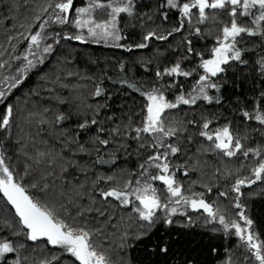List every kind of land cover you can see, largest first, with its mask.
Wrapping results in <instances>:
<instances>
[{
    "label": "trees",
    "instance_id": "trees-1",
    "mask_svg": "<svg viewBox=\"0 0 264 264\" xmlns=\"http://www.w3.org/2000/svg\"><path fill=\"white\" fill-rule=\"evenodd\" d=\"M44 2L45 0H0V64L4 65L0 67V89L7 88V82H3L4 77L15 78L19 75L17 69L22 62L15 57L22 56L27 47L20 36L24 31L20 24L31 20L34 10H38V6ZM163 2L164 0H136V17L125 16L121 20L120 28L126 39L120 43L125 46L135 45L141 42L142 35L148 30L156 29L159 33L166 34L174 27H179L175 11L159 8ZM85 3L86 0H74L75 7ZM166 11L168 20L163 22L161 12ZM144 13L151 15L153 20L148 21ZM209 14L212 15L211 12ZM216 15L219 17L218 22L214 23L209 19L206 24L197 25V14L192 19L191 27L185 21L180 32L174 33L167 41L153 39L145 49L133 47L131 51H126L124 47L106 46L103 42L89 41L82 44L62 39L59 45H54L53 53L46 56L44 63L29 71L22 83L12 89L5 101L0 103V117L9 104L14 109L10 129L7 132L0 130V152L4 153L6 163L16 173L17 179L24 174L25 166L31 165V175L25 178L26 187L30 182L38 181L40 185L47 183L44 198L67 205V210L72 216H76V223L90 227L96 233L94 242L107 252L112 264H220L229 254L233 264H255L254 260H246L250 254L243 246L238 247L239 241L234 235L226 238L222 230H215L220 227L218 224L214 228L212 223L207 222L205 214L188 210L186 216L173 217L174 223L171 226L157 223L141 240H132L130 237L131 246L121 249L120 238L125 229L129 233L138 231V224L130 217V208L102 203L99 196L100 190L111 184L98 180V177L119 176L125 169L138 172L139 164L153 154L151 138L142 141L128 138L125 126L130 119L133 128L140 125L139 113L143 98L121 81L127 80L147 90L156 84L157 67L163 70L180 60L186 70L196 68L199 64L198 56L189 55V59H183L187 42L191 40L194 52L202 53L207 58L222 23H229L226 13ZM241 21L246 22L243 19ZM196 26L201 28L200 35L195 34ZM248 26H251L250 23ZM56 30L60 31V28L57 26ZM74 32L73 29L72 33ZM238 46L251 49L243 57L248 63L230 62L232 66L214 78L221 84V88L219 92L210 89L209 95L219 96L220 103L213 100L209 104L198 100L196 105H183L181 109L171 110L169 117L185 124L187 121L196 122L187 125L188 131L180 139L173 137L169 141L180 148L177 156L170 157L173 166L181 165L188 169L187 176L184 175V167L177 172V177L185 188V195H190L191 192L204 193L207 202H216L221 208L228 209L229 219L235 218V193L230 192L235 177L226 179V173L228 170L234 172L243 163L248 166L244 167L242 175H250L253 158L251 155L247 160L243 157L228 158L206 150L209 142L200 137L198 132L204 119H209L212 121L210 131L230 124L234 134L246 137V147L264 146V126L254 120L246 121L241 116V110L252 111L255 99L264 92V79L260 77L255 64L259 56L264 54V42L258 37L245 35ZM121 64L124 65V71L120 70ZM196 79L198 74L194 73L187 79L178 78V82L187 92ZM169 82L170 78L163 81ZM97 85L102 89L99 97L94 95ZM178 91L179 89H175L168 92V98L174 100ZM60 114L67 118L57 122L56 118ZM94 115L98 123L91 125ZM86 120L90 127L79 128ZM117 126L121 127L123 135L116 136L108 146L95 142L97 135L101 139H109L111 130ZM101 127L104 129L102 133L98 132ZM141 143L145 144L143 149L139 148ZM38 152L49 153L55 157V161L45 158L37 165L29 157H36ZM99 157H103L106 162L97 163ZM42 177H46V180ZM208 187L212 188L210 193L207 191ZM221 191L228 192V197L219 196ZM29 192L44 195L39 192V188L29 187ZM242 192L245 211L254 220V229L260 234L261 240H264V184L257 182L250 188L242 189ZM69 199L73 201L71 204ZM81 209L85 210L83 217L77 215ZM188 215L192 217L193 223L190 227H182L181 225L187 224ZM5 219L15 221L18 218L14 217V210L0 194V238L17 239L4 227ZM19 239L25 244V248L21 250V258L27 257L25 264H41V261L68 264L69 259H74L66 254L62 255L59 248L47 244L45 240L32 242L23 237ZM165 241L169 245L167 254L161 253L157 247L163 246ZM14 258V254H9V259Z\"/></svg>",
    "mask_w": 264,
    "mask_h": 264
},
{
    "label": "snow or ice",
    "instance_id": "snow-or-ice-1",
    "mask_svg": "<svg viewBox=\"0 0 264 264\" xmlns=\"http://www.w3.org/2000/svg\"><path fill=\"white\" fill-rule=\"evenodd\" d=\"M137 7L136 0H86V3L79 7H75L74 0H45L42 5L38 6V10H34L31 20L26 18L27 22L20 24V28L24 29L20 36L23 37L22 42H26L27 47L22 56L15 57L22 62L21 67L17 69L19 75L15 78L4 77L3 82H7V88L0 89V103L5 101L12 89L22 83L29 71L36 68L38 64L44 63L46 56L53 53L54 45H59L62 39L75 40L82 44L89 41L103 42L106 46L124 47L126 51H131L133 47L145 49L149 47L153 39L167 41L174 33L180 32L185 26V21L191 27L192 19L197 14V25H203L209 19H212L214 23L218 22L219 17L216 14L226 13L229 23L221 21L222 27L216 35L215 44L211 47L207 58L202 53H195L191 40H188L186 55L183 59H189V55L198 56L199 64L196 68L186 70L180 60L171 66L164 67L163 70L157 67L156 84L147 90L127 80L121 81L143 98L139 113L140 125L133 128L130 119L128 125L125 126L128 130V138L136 141L151 138L150 147L153 149V154L139 164L138 172L125 169L119 176L98 177V180L111 184L106 189H101L99 196L102 198V203H114L117 207L130 208V217L134 218L138 224V231L129 233L125 229L120 238L121 249L131 246L130 237L132 240H141L146 237L157 223H163L166 227L171 226L174 223L173 217L186 216L187 209H191L193 213L202 210V213L206 214L205 219L208 223H212L214 228L216 224L220 226L215 229L216 231L222 230L226 238L234 235L238 239V247L243 246L250 254L246 260H254L255 264H264V240H261L260 234L255 231V222L247 215L246 206L241 199L242 189L250 188L257 182L264 184V146L246 147L244 144L246 137L241 138L234 134L230 124L210 131L212 121L204 119L203 124L199 126V136L209 142L206 150L228 158L243 157L245 160L251 155L254 161L250 166V175H242L244 167L248 166L243 163L234 172L228 170L226 173V179L235 177L230 186V192L235 193L233 197L235 218L229 219L228 209L221 208L216 202H207L204 193L191 192L190 195H185L183 185L177 180V172L184 167V175L187 176L188 169L186 166H173L170 157L177 156L180 148L169 142L173 137L180 139L181 135L188 131L187 125L196 123L187 121L185 124L183 121L169 118L171 110L178 109L181 105H196L198 100L209 104L215 100L219 104V96L209 95L210 89L219 92L221 88V84L217 83L214 78L225 73L227 68L232 66L230 62L248 63L243 57L251 49L240 48L238 46L240 40L246 35L247 37H258L264 42V0H164L159 8L175 11L178 14L179 27H174L166 34H161L156 29L148 30L142 35L141 42L125 46L120 43L126 39L122 34L120 23L125 16L135 18ZM143 15L148 21L153 20L148 13ZM161 16L163 22L168 20L167 11L161 12ZM242 19L246 22L242 23ZM249 23L251 26H248ZM57 26L60 31L56 30ZM141 27L143 28L144 24ZM200 33L201 28L196 26L195 34L200 35ZM49 40L52 42L48 43ZM255 64L260 77L264 79V54L259 56ZM3 66L0 64V67ZM120 70L124 71L123 64L120 65ZM194 73L198 74V79L195 80L191 90L185 92L178 78L187 79ZM165 78H170L171 82L163 83ZM175 89H179L178 94H175L174 100H170L167 93ZM94 95L96 97L102 95L99 85L96 86ZM60 102L63 103V100ZM13 113V106L9 104L0 117V130L7 132L10 129ZM241 116L246 121L254 120L264 126V92H261L259 98L255 99L252 111L241 110ZM66 118L60 114L56 120L59 122ZM97 123L94 115L91 125ZM88 127L90 125L87 120L79 125L81 129ZM98 132L102 133L104 129L101 127ZM121 135H123L121 127L117 126L111 130L109 139H101L97 135L95 142L108 146L116 136ZM189 139H191L190 136ZM121 147L126 146L121 145ZM144 147V143L139 145L140 149ZM81 151L84 149L81 148ZM29 158L37 165L45 158L55 161V157L46 152H38L36 157ZM96 162L105 163L106 161L103 157H99ZM30 168L31 165H26L24 174L18 180L16 173L6 163L4 153L0 152V194L6 204L14 210V217L18 218L15 221L5 219L3 222L4 227L9 229L11 235L17 239L0 238V264H25L27 257L21 258V250L25 248V244L20 241V237L32 242L42 238L46 239L47 244L59 248L62 255L66 254L74 258L69 259L68 264H77V262L78 264H112L107 252L94 242L96 233L90 227L76 223V216H72L67 210V205L44 198L48 188L47 183L40 185L38 181L30 182L26 187L25 178L30 177ZM42 178L46 180V177ZM155 182L163 185V195ZM29 187L39 188V192L44 195L29 192ZM207 191L210 193L212 188L208 187ZM228 195V192H219L221 197H228ZM72 202L69 199V204ZM84 211L79 210L77 215L83 217ZM66 217L72 222H69ZM187 221V224L181 226L190 227L192 225L193 220L190 215L187 216ZM157 247L161 253L167 254L169 251L166 241L163 246L158 245ZM9 254H14L15 258L9 259ZM54 259L58 260L59 257H54ZM41 264H51V262L41 261ZM220 264H233L231 254Z\"/></svg>",
    "mask_w": 264,
    "mask_h": 264
},
{
    "label": "flooded vegetation",
    "instance_id": "flooded-vegetation-1",
    "mask_svg": "<svg viewBox=\"0 0 264 264\" xmlns=\"http://www.w3.org/2000/svg\"><path fill=\"white\" fill-rule=\"evenodd\" d=\"M243 20H245V19H243ZM242 22V21H241ZM180 78H182V77H180ZM183 107V105H181L180 107H179V109H181ZM178 110V109H177ZM177 180L181 183V179H179L178 177H177ZM155 185L159 188V189H161V192H162V195L164 194L163 193V185L162 184H160V182H155ZM185 188L183 187V190H184ZM185 193V192H184ZM188 211H190L191 212V209H187ZM199 213V212H198ZM206 215V214H205Z\"/></svg>",
    "mask_w": 264,
    "mask_h": 264
},
{
    "label": "water",
    "instance_id": "water-1",
    "mask_svg": "<svg viewBox=\"0 0 264 264\" xmlns=\"http://www.w3.org/2000/svg\"><path fill=\"white\" fill-rule=\"evenodd\" d=\"M201 211H202V210H201ZM42 240H46V239L42 238Z\"/></svg>",
    "mask_w": 264,
    "mask_h": 264
},
{
    "label": "bare ground",
    "instance_id": "bare-ground-1",
    "mask_svg": "<svg viewBox=\"0 0 264 264\" xmlns=\"http://www.w3.org/2000/svg\"><path fill=\"white\" fill-rule=\"evenodd\" d=\"M200 212H202V211H200ZM42 240V239H41ZM46 241V240H45Z\"/></svg>",
    "mask_w": 264,
    "mask_h": 264
}]
</instances>
